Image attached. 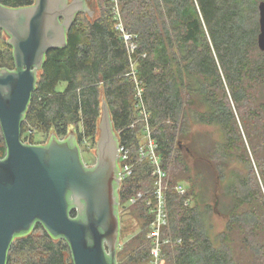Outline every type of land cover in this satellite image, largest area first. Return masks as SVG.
<instances>
[{
	"label": "trees",
	"instance_id": "trees-1",
	"mask_svg": "<svg viewBox=\"0 0 264 264\" xmlns=\"http://www.w3.org/2000/svg\"><path fill=\"white\" fill-rule=\"evenodd\" d=\"M116 1L125 31L135 36L133 55L116 27L115 1L97 0L98 15H78L67 46L47 53L21 125L22 141L44 144L35 131L59 139L73 132L81 146L84 138L95 145L107 102L134 165L119 189L124 212L141 225L127 244L126 262L149 263L150 195L128 206L154 182L150 164L139 155L145 124L134 96L135 64L167 173L168 224L162 236L170 242L163 264H264V53L258 46V5L264 0ZM34 2L0 0L13 8ZM3 68L14 69L15 63L0 30ZM61 83L66 88L58 91ZM180 181L189 183L184 197L174 188ZM190 197L192 205H186ZM217 217L224 221L222 230ZM39 229L42 234L34 236ZM7 264L73 262L67 242L38 224L14 240Z\"/></svg>",
	"mask_w": 264,
	"mask_h": 264
},
{
	"label": "water",
	"instance_id": "water-1",
	"mask_svg": "<svg viewBox=\"0 0 264 264\" xmlns=\"http://www.w3.org/2000/svg\"><path fill=\"white\" fill-rule=\"evenodd\" d=\"M259 50L264 53V1L258 5ZM80 14L93 17L86 0H35L13 8L0 3V30L13 49L14 69H0V264L17 237L38 224L69 246L73 264H118L121 240L120 140L103 102L96 164L87 166L76 136L51 134L44 144L22 141L21 125L46 55L67 46ZM75 212L76 216H72Z\"/></svg>",
	"mask_w": 264,
	"mask_h": 264
},
{
	"label": "built area",
	"instance_id": "built-area-1",
	"mask_svg": "<svg viewBox=\"0 0 264 264\" xmlns=\"http://www.w3.org/2000/svg\"><path fill=\"white\" fill-rule=\"evenodd\" d=\"M114 13L116 17L119 19V23L116 27L117 30L122 34L124 41L126 42L130 53L133 55L134 51L137 49V45L135 41V36L127 33L123 27V24L120 21V12L117 5V1L115 0V9ZM133 80L135 82V99L137 101V110H139L141 121L144 122V144L141 145L139 149L140 160H146L148 164L151 166V175L154 177V185L152 197L148 201V205L150 206V213L153 215V220L151 222L152 232L150 234V239L153 242V249L150 252L151 255V264H159L160 262V253L162 247L169 243V240H163L161 238L162 231L164 227L168 224V213L166 207L165 200V192L167 190L166 177L167 173L164 170L161 158L157 152V143L155 142L150 128L149 123V114L147 112L146 106L143 100L144 88L141 82L136 77L135 64L132 67ZM133 127V126H132ZM119 164H120V176L121 183L122 181L129 178L133 173L134 165L130 163V149L126 146H120L119 149ZM176 192L181 196H186L187 189L183 184H177L175 186ZM139 199H142V195L138 193L136 198H132L130 200L131 204H135ZM186 205H191V199L188 198L185 200Z\"/></svg>",
	"mask_w": 264,
	"mask_h": 264
},
{
	"label": "rangeland",
	"instance_id": "rangeland-1",
	"mask_svg": "<svg viewBox=\"0 0 264 264\" xmlns=\"http://www.w3.org/2000/svg\"><path fill=\"white\" fill-rule=\"evenodd\" d=\"M114 1L115 0H113V2ZM89 9H90V11H92V13H94L93 14V17H90V18L91 19H94V17L98 15V11H99L98 6H97V0H91V2H89ZM113 9H115V2H114V8ZM7 39H8V37H7ZM65 84L64 83L59 84L57 90L58 91H63L66 88V85ZM33 134L35 136V139L38 140V141H40V142L46 143V141H48V139H49V137H46V135L43 134V133H41V132L35 131V132H33ZM1 136H2V131H1V127H0V139H1ZM98 136H99V132H98V135H97V139H98ZM97 139H96V141H97ZM142 142H143L142 144H144V142H145L144 136H143ZM81 148H82V157H83L84 163L87 166H93V165H95L96 164V153H95L96 152V143L94 145V143H92L91 141H89L87 138H84V140L82 141ZM145 161L146 160H144V162ZM153 179H154V177H153ZM177 184H183V185H185L186 186V189H187V192H188V190H189V183L187 181H180ZM153 185H154V182H153ZM153 185L147 191H140V192H138L139 194L142 195V199H144L145 197H147V195L148 196L150 195L148 201L151 199L152 192H153ZM175 186H174V188H175ZM138 193H137L136 196H133L132 198H136L138 196ZM190 199H191V205H192V198L190 197ZM140 200L141 199H139V201ZM148 201H147V204H148ZM130 205H133V204H131L130 201H129L128 206H130ZM120 214H122V219H123V232L121 234V240H120L119 248H122L121 250L122 251H125V253H124V255H120L119 260L117 259V261H118L117 263L118 264H127V262H126L127 256L129 257V255L131 253V247H127V244H131L132 241L134 240V238H136L138 236V234H140L141 225H140V221H138L136 219L133 220V218L129 215V213L127 214L126 211L124 212L123 207H121V204H120ZM151 215H152V213H151ZM152 220H153V215H152ZM215 223L217 225V229L218 230H222L223 229V227H224V221L220 217H217L216 218V222ZM151 232H152V226L150 224L149 231L147 233V239L150 241V245L152 247V248H150V252L154 248L153 247V242L150 239ZM41 234H42V230L41 229L34 231V236H40ZM161 238L163 240H165V241L166 240H169V239L163 238L162 235H161ZM169 242H170V240H169ZM166 245L167 244H165L162 247V249H161L160 262H159V264H163V261H164L163 260L164 259L163 249H164V247ZM151 260H152V258H151V255H150V262L148 263L146 261H142L141 264H151ZM129 264H137V263H129Z\"/></svg>",
	"mask_w": 264,
	"mask_h": 264
},
{
	"label": "flooded vegetation",
	"instance_id": "flooded-vegetation-1",
	"mask_svg": "<svg viewBox=\"0 0 264 264\" xmlns=\"http://www.w3.org/2000/svg\"><path fill=\"white\" fill-rule=\"evenodd\" d=\"M89 2H91V0H86V3L89 6ZM0 160H4L6 157V144H5V139L2 133L1 139H0ZM81 146V145H80ZM82 150V148H81Z\"/></svg>",
	"mask_w": 264,
	"mask_h": 264
}]
</instances>
